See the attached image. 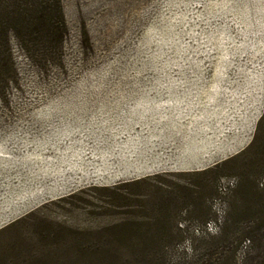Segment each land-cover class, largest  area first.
<instances>
[{
  "label": "rangeland",
  "instance_id": "374dc122",
  "mask_svg": "<svg viewBox=\"0 0 264 264\" xmlns=\"http://www.w3.org/2000/svg\"><path fill=\"white\" fill-rule=\"evenodd\" d=\"M61 5L68 33L59 66L35 67L10 40L16 76L0 91V226L15 221L0 229V264H157L147 252L158 249L162 264H200L206 247L212 259L258 264L264 0ZM167 84L191 89L180 143L194 136L205 158L237 139L247 144L204 171L163 172L182 166L180 147L145 148L150 125L130 129L128 110L142 95L162 97Z\"/></svg>",
  "mask_w": 264,
  "mask_h": 264
},
{
  "label": "trees",
  "instance_id": "16d2710c",
  "mask_svg": "<svg viewBox=\"0 0 264 264\" xmlns=\"http://www.w3.org/2000/svg\"><path fill=\"white\" fill-rule=\"evenodd\" d=\"M67 33L61 0H0V91L16 76L10 51L11 38L15 39L24 56L41 69L60 65ZM263 116L264 113L260 119ZM247 142L248 139L243 141L242 146ZM245 238V234L239 236L241 240ZM210 249L204 248L198 256L200 264H229L223 257L212 259ZM147 253L157 264L164 262L165 251L162 249ZM258 264H264V257Z\"/></svg>",
  "mask_w": 264,
  "mask_h": 264
},
{
  "label": "crops",
  "instance_id": "0c3cea01",
  "mask_svg": "<svg viewBox=\"0 0 264 264\" xmlns=\"http://www.w3.org/2000/svg\"><path fill=\"white\" fill-rule=\"evenodd\" d=\"M188 87L190 86L167 84L159 92L162 97L160 96L157 98L155 95H142L141 98L135 100L133 104H131L128 110V117L131 119V123L128 124L130 129L133 127V122L138 120H141L140 122L146 125H150V127H148V132L141 138L145 148L158 154H160L161 150H166L164 152H170L171 154L173 149L178 150L180 147V153L184 156V163L182 166L174 170H164L163 172L184 174L204 171L209 167L208 163L223 160L228 156L236 154L243 148L242 140L237 139L232 145L217 148L212 156L209 155L208 158H205L203 155L204 143L196 140L194 136L189 137L185 143L179 142L176 136L177 119L184 106L183 103L187 100L186 97L191 96L190 91H188L191 89H188ZM155 118L160 119L159 125L157 126L154 124ZM6 161L5 152H2L0 148V166L4 165ZM150 168V165H145L141 166L139 169H145V171H147L150 170ZM156 174L157 172L148 173L145 176ZM55 192L56 191H54V193ZM55 195L56 194L53 196L48 195L46 198H59ZM48 201H50V199ZM13 221L15 220L6 223L2 227L0 226V229L11 224Z\"/></svg>",
  "mask_w": 264,
  "mask_h": 264
},
{
  "label": "clouds",
  "instance_id": "9594fccd",
  "mask_svg": "<svg viewBox=\"0 0 264 264\" xmlns=\"http://www.w3.org/2000/svg\"><path fill=\"white\" fill-rule=\"evenodd\" d=\"M229 183H230V186H234V184H235V179H233V180L230 181ZM209 223H211V222H209ZM208 231H209L211 234L215 235L216 232L218 231V228L215 229V230H213L212 228L209 227V228H208ZM198 234H199V233H197V235H198ZM177 250L179 251L180 248L178 247ZM183 251H184L185 253H187L189 256L191 255V253H192V247H191V241H190V240H185V241H184V244H183Z\"/></svg>",
  "mask_w": 264,
  "mask_h": 264
},
{
  "label": "built area",
  "instance_id": "2783aa9c",
  "mask_svg": "<svg viewBox=\"0 0 264 264\" xmlns=\"http://www.w3.org/2000/svg\"><path fill=\"white\" fill-rule=\"evenodd\" d=\"M212 228V229H214L215 228V225L211 222V223H209V222H207V223H205V226H204V229L206 230V231H208V228ZM198 229L196 228V231H197ZM209 232V231H208Z\"/></svg>",
  "mask_w": 264,
  "mask_h": 264
}]
</instances>
